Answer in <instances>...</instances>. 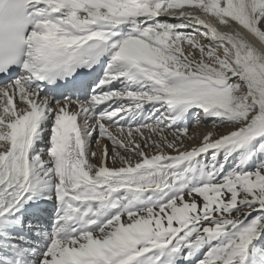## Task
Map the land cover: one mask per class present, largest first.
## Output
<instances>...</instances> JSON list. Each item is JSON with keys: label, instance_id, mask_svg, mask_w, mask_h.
<instances>
[{"label": "snow or ice", "instance_id": "6c2138e0", "mask_svg": "<svg viewBox=\"0 0 264 264\" xmlns=\"http://www.w3.org/2000/svg\"><path fill=\"white\" fill-rule=\"evenodd\" d=\"M234 25L264 47V0H0V264H264Z\"/></svg>", "mask_w": 264, "mask_h": 264}, {"label": "bare ground", "instance_id": "6f19581e", "mask_svg": "<svg viewBox=\"0 0 264 264\" xmlns=\"http://www.w3.org/2000/svg\"><path fill=\"white\" fill-rule=\"evenodd\" d=\"M161 19H166L165 17H161ZM233 28L237 31H240L242 35L245 36V38L247 40H249L251 43H253L257 48H260L262 51H264V47H262L251 35H249L247 32H245L243 29L241 28H237L235 25L233 26ZM221 31H229V29L226 28H221ZM206 131V130H205ZM208 131V130H207ZM111 166V164L109 165Z\"/></svg>", "mask_w": 264, "mask_h": 264}, {"label": "rangeland", "instance_id": "374dc122", "mask_svg": "<svg viewBox=\"0 0 264 264\" xmlns=\"http://www.w3.org/2000/svg\"><path fill=\"white\" fill-rule=\"evenodd\" d=\"M208 130V129H206V128H201V129H193L192 131H193V133H195V132H206V131ZM195 143H197V141H191V142H187L186 141V144H188V146L190 147L192 144H195Z\"/></svg>", "mask_w": 264, "mask_h": 264}]
</instances>
